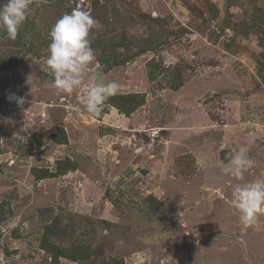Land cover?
<instances>
[{"label": "rangeland", "instance_id": "rangeland-1", "mask_svg": "<svg viewBox=\"0 0 264 264\" xmlns=\"http://www.w3.org/2000/svg\"><path fill=\"white\" fill-rule=\"evenodd\" d=\"M74 8L102 25L96 62L57 94L49 31ZM111 37L144 52L112 63L130 53ZM0 64V117L14 121L0 124V264H52L44 237L93 251L58 264H264V208L245 226L231 204L236 184L264 178V0H32L14 40L0 31ZM97 77L119 84L98 118L83 104ZM129 94L145 101L129 116L110 106ZM241 147L253 163L238 180L221 161ZM64 160L76 170L31 173Z\"/></svg>", "mask_w": 264, "mask_h": 264}, {"label": "clouds", "instance_id": "clouds-1", "mask_svg": "<svg viewBox=\"0 0 264 264\" xmlns=\"http://www.w3.org/2000/svg\"><path fill=\"white\" fill-rule=\"evenodd\" d=\"M32 0H6L0 5V31L9 39H15L19 27L25 22ZM102 25L90 12L74 8L70 13L59 17L49 31L48 55L44 60L45 70L53 76L52 87L57 94H71L81 88L89 66L96 62V54L91 47L89 34ZM119 84L105 82L97 77L85 88L84 109L93 117H100L108 105V98L116 93ZM10 102H15L23 110L28 103L24 96L10 94ZM79 111V107L76 109ZM11 117H0V124L10 125ZM227 163L221 161L224 174L243 180L247 168L253 163L247 155V149L241 147L226 156ZM232 207L239 214L240 222L251 225L257 214L264 208V178L238 183L232 192ZM169 261L171 262L170 258Z\"/></svg>", "mask_w": 264, "mask_h": 264}, {"label": "trees", "instance_id": "trees-1", "mask_svg": "<svg viewBox=\"0 0 264 264\" xmlns=\"http://www.w3.org/2000/svg\"><path fill=\"white\" fill-rule=\"evenodd\" d=\"M4 1L0 0V5H3ZM108 42H111L113 46L116 49H122L124 52L128 51L130 54H124L122 58L118 57L117 54L111 55V62L112 63H118L120 61H131L133 58L137 57L139 54L144 52V49H139L135 51L134 53H131L129 50L127 44H125L124 40L117 39L114 41V39L111 37L107 39ZM137 52V53H136ZM105 60L107 58H102ZM0 70H1V64H0ZM173 81L171 82V88L172 90H177L181 83L180 81H176L175 77L172 78ZM144 97L129 94V95H121L118 98L112 97L110 100V106L115 108L118 112H120L123 115L129 116L132 112L138 109L141 105L144 104ZM61 134L63 135V132L61 131ZM65 136V135H64ZM54 142L57 144H64L66 143V138H60V136L53 137ZM56 172L52 173L48 169H32L31 173L35 177L36 180H43V179H50V178H56L61 175H65L68 172H73L76 170L75 165L69 160H64L56 162ZM51 230L48 229V232ZM47 240V244L43 243L42 247L44 250L48 251L52 255V264H58V259L65 258L68 260H71L73 262L76 261H83L87 258H90L92 255V250L89 247V245L77 243V246H73L70 250H62L58 246L54 245L53 243H50V240L46 239L44 237V242Z\"/></svg>", "mask_w": 264, "mask_h": 264}]
</instances>
